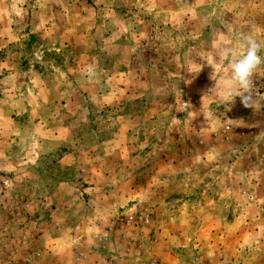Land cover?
Listing matches in <instances>:
<instances>
[{"label": "rangeland", "instance_id": "1", "mask_svg": "<svg viewBox=\"0 0 264 264\" xmlns=\"http://www.w3.org/2000/svg\"><path fill=\"white\" fill-rule=\"evenodd\" d=\"M254 28L264 41V0H0V263L32 264L35 221L69 186L71 205L95 209L59 221L72 236L101 226L107 249L97 234L83 247L101 264H264V70L259 111L228 106L219 55L221 34L235 46ZM40 119L83 158L70 147L33 160Z\"/></svg>", "mask_w": 264, "mask_h": 264}, {"label": "crops", "instance_id": "2", "mask_svg": "<svg viewBox=\"0 0 264 264\" xmlns=\"http://www.w3.org/2000/svg\"><path fill=\"white\" fill-rule=\"evenodd\" d=\"M37 113L40 115V112H37ZM60 114L62 116L64 112L60 111V113H58L57 116ZM0 117L2 119H6L2 117L1 113H0ZM60 128L64 129V125H62ZM17 131H19L18 134H16L17 137L22 136L24 132V127L17 129ZM65 132L66 131H64L63 134ZM27 135H28L27 137H31V142L27 141L25 147L27 149L28 147H31L32 149H34L31 155L33 160L34 158L40 157L42 154H46L48 152H52L53 150H56V148H58L59 150L61 148L64 149V148H70V147L75 148L76 151L70 152V149H67L68 151L66 153L67 155H69L67 157H70L72 159L74 156L73 154L79 153L81 156L79 157L83 158L82 142L75 141L72 143L70 147L67 145H64V143L60 141V136L57 135L56 130H54V128L51 126V121H47V120L44 121L42 119L36 120L35 122H33L31 130L29 132L27 131ZM5 136H8L6 129L4 127H0V141ZM21 142L22 141L19 138V142H17V144H21ZM124 146L125 145H121V143L119 142L118 143L115 142V146H112V147L115 151V150L123 149ZM83 147H86V146H83ZM132 152L133 151L131 150V154L129 155V158L132 157ZM107 155L108 153L104 154L102 157L106 158ZM110 155L111 154H109V156ZM4 156L5 154L3 153L0 159L1 161L6 160V156L5 157ZM75 157H78V156H75ZM114 158H115V153H114ZM108 159L110 158L108 157ZM113 160H111V162H113ZM92 172L95 173L96 170ZM84 174H85L83 176L84 180L89 178L87 171L84 170ZM95 174L97 175V173ZM92 177L94 176L92 175ZM68 188L70 189L71 187L69 186L67 188L59 187L55 189L54 195H58V196L55 198L56 203L54 204L56 205H54L55 206L54 210H51L52 213H51L50 219H46V222H40L39 219L35 221L36 232L34 233V235H36V240L34 242L38 243L39 247H37L35 243H32V244L30 243L29 245L31 249L32 250L34 249V250L31 253H27L25 261L32 262V264L37 263L38 261L45 262V260L48 262V264H101V261L96 260L99 257L98 252H94V251L91 252L90 249L83 248L85 245L95 244L96 239L94 238V236L97 234L99 241L101 242V244L99 245L101 247L99 248L100 251L103 252L105 251V249H107L106 244L108 243L109 240L106 237L107 242L106 243L103 242L104 239L102 237L103 231H102L101 226L100 225L96 226V224H94V226L91 228L93 230H89L88 233H82L77 236H72L71 234H73L74 232L73 231L74 226L72 224V220L68 219L67 222L59 221V218L61 217L66 219L69 216V212L70 211L74 212L75 208L78 206H80L81 208H85V209L88 208L87 209L88 211H91L93 209V207L91 206L87 207V205L84 203V200L77 199L79 204L76 205L75 202H73L75 206L71 205L70 201L72 202L73 200L71 199L72 197L69 195L70 193H69ZM84 190L86 192H90L89 194L91 195H93L95 192V190H93L90 187L88 188L85 187ZM48 193L49 191L47 192V194ZM194 206L196 205H189V206L188 205H185V206L176 205L175 206L176 210H174L173 212H175L176 214L178 212L185 214L188 212L189 209H193ZM201 206H203V208H206L205 207L206 205H201ZM217 208L218 207L216 208L213 207V209H217ZM94 209L92 211H94ZM176 214L172 220V223L175 226L179 227V222L181 224L182 219H184L185 217L182 214L181 215H176ZM46 227H48V235L44 233ZM114 235H119V233H116V232L114 233L112 231V237ZM24 244L26 245V242H24ZM61 247H65L68 249V250H65V252H63L62 255L60 253ZM166 260H167V257H165V261Z\"/></svg>", "mask_w": 264, "mask_h": 264}, {"label": "clouds", "instance_id": "3", "mask_svg": "<svg viewBox=\"0 0 264 264\" xmlns=\"http://www.w3.org/2000/svg\"><path fill=\"white\" fill-rule=\"evenodd\" d=\"M261 31L254 28L249 32H240L235 46L223 34L220 36L219 55L228 61L227 69L230 73L222 89L221 99L228 106L239 97L245 108L255 112L261 108L253 91V77L264 70V56L261 55L264 52V41L258 38Z\"/></svg>", "mask_w": 264, "mask_h": 264}, {"label": "built area", "instance_id": "4", "mask_svg": "<svg viewBox=\"0 0 264 264\" xmlns=\"http://www.w3.org/2000/svg\"><path fill=\"white\" fill-rule=\"evenodd\" d=\"M138 221H139L140 223H145V224H147V223H149V216H148V215L140 216V217L138 218ZM0 264H1V263H0Z\"/></svg>", "mask_w": 264, "mask_h": 264}]
</instances>
